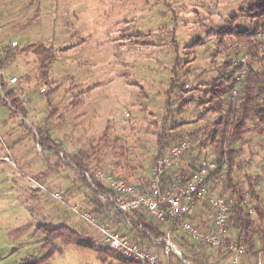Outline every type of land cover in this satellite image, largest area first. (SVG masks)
<instances>
[{
  "label": "rangeland",
  "instance_id": "rangeland-1",
  "mask_svg": "<svg viewBox=\"0 0 264 264\" xmlns=\"http://www.w3.org/2000/svg\"><path fill=\"white\" fill-rule=\"evenodd\" d=\"M30 1L0 0L3 43H18L16 56L6 63L1 75L8 86L12 76L17 78L9 89H19L18 99L24 102L26 113L25 118L12 114L0 95V264L39 261L45 253L40 249L43 236L36 229L43 224L67 227L110 250L99 231L81 217L85 211L92 212L95 196L63 157L84 152L89 158L83 163L92 177L102 170L134 187L142 186L139 190L146 192L158 156L159 136H172L175 131L167 129L180 125L177 136L188 147L172 171L203 161L215 164L210 147L203 149L186 136L216 118L209 115L200 121L201 110L196 106L177 113L182 97L200 98L205 88L200 86L199 93L189 96L175 90L166 97L165 92L174 82L188 91L215 77V66L226 57H213L215 40L207 37L205 30L222 26L242 2L38 0L30 6ZM39 47L51 49L55 55L49 85L37 79L35 50ZM68 47L73 48L60 52ZM176 65L180 67L171 73ZM37 130L47 131L55 144L53 153L40 151ZM250 139V144L241 146L233 178L246 192L244 176L259 177L256 192L264 199V141ZM224 183L222 176L218 177L208 187L209 195L220 196ZM54 193L61 194L63 202L54 200L50 195ZM244 197L252 207L250 196L245 193ZM194 213L195 223L209 225L211 215L205 204L197 206ZM236 234L231 232V241L236 240ZM181 236L174 234L173 244L182 259L196 264H230L224 248L193 246ZM254 244V250L261 252L251 258L243 245L246 254L238 264L264 260L257 238ZM168 263L178 262L171 255ZM47 264L100 263L95 253L67 246Z\"/></svg>",
  "mask_w": 264,
  "mask_h": 264
},
{
  "label": "trees",
  "instance_id": "trees-1",
  "mask_svg": "<svg viewBox=\"0 0 264 264\" xmlns=\"http://www.w3.org/2000/svg\"><path fill=\"white\" fill-rule=\"evenodd\" d=\"M37 2L38 0H31L29 5H36ZM205 32L207 37H213L215 40L213 57L223 55L226 57L220 65L215 66V77L209 82L197 84L188 91L183 84L178 85L174 82L170 84L165 96H169L175 90L189 96L191 93H199L201 91L200 86L205 88L200 98L182 97L177 113L182 114L189 106H196L201 110L198 118L200 121L205 120L209 115L216 118L215 121L205 124L198 130L192 133L189 132L186 138L190 141H198L203 149L210 147L215 156L214 163L216 167L213 171H210L207 186L209 187L213 181L222 176L225 183L220 196H228L233 199L224 241H231V232H236L234 242L242 243L247 248V254L251 258H255L261 252L260 250H254V240L256 238L264 250V199H259L256 192L260 179L259 177L253 178L245 175L244 184L247 185V190L244 192L240 186L242 184L233 178L232 170L235 168V160L242 154L241 146L250 144V141H252L250 138H259L264 141V0H242L237 12L228 17L222 26L208 27ZM8 47L5 56L0 54V72L3 71L6 63L16 56L14 52L17 48L10 49ZM72 48L68 47L60 50V52H67ZM239 50L246 57L244 64L240 63ZM231 52H234L233 59L230 58ZM35 53L38 57V82L49 85V71L55 60V55L51 49L44 47H39L35 50ZM176 67H180V65L174 66L171 73L174 72ZM6 85V82L0 76V92L2 93L3 105L8 107L12 114L25 118L24 102L18 99L19 89L15 87L9 89V86ZM51 91L54 92V90ZM80 95L81 93L78 97ZM180 128V125H173L167 130L175 131V134L170 137L159 136L158 156L154 162L163 157L168 148L173 146H169L168 141L176 143L174 145L183 141L179 140L181 137L177 136L176 133ZM36 132L37 138H35L40 151L53 153L52 146L55 144L47 131L37 130ZM114 144L117 145L118 141H114ZM86 155L84 152H79L76 156L63 157L62 159L68 167L76 169L83 186L87 190H92L95 197L92 200L91 211L99 220H102L108 214L110 207L108 203L98 199L97 195L106 194L109 191L104 185L97 183L92 174L88 173L87 165L83 163L84 160L87 161L89 158ZM243 167L244 165L240 169ZM173 169L174 167L167 171L166 181L181 175L192 176L197 172L198 166L191 163L186 168L177 171H172ZM261 170L264 172V166ZM86 174H88L90 183ZM141 187L137 186L138 189ZM245 193L254 202L252 207L245 203ZM252 215L255 216V219ZM127 218L133 219L132 228L128 230L132 239L137 244L146 245L149 249L154 247L159 252V248L150 241L148 235L154 239L163 237L167 224L157 225L139 214L127 215ZM196 224L203 228L211 227L210 223L207 226ZM122 227H125L123 223ZM139 228L147 234L139 233ZM170 229L173 237L176 234L175 226H170ZM36 233L43 236V244L40 249L45 255L32 264H47L49 258L61 247L67 246H74L95 253L100 264H140L122 258L115 251L108 250L106 247L103 248V246L85 239V237L64 226L55 227L51 224H43L37 227ZM181 238L185 239L183 236ZM172 241H174V238ZM196 245L193 244V246ZM197 249L199 250V248Z\"/></svg>",
  "mask_w": 264,
  "mask_h": 264
},
{
  "label": "built area",
  "instance_id": "built-area-1",
  "mask_svg": "<svg viewBox=\"0 0 264 264\" xmlns=\"http://www.w3.org/2000/svg\"><path fill=\"white\" fill-rule=\"evenodd\" d=\"M7 46L15 49L18 44L16 41L4 44L0 29V54L2 56L7 54ZM244 62H246V57H240V63L244 64ZM1 73L0 76H2ZM16 83V77L8 80L9 86ZM0 95L2 96L1 92ZM187 147L188 143L182 141L169 147L166 154L154 162L146 192L128 184L124 178L114 177L102 170L94 174L95 181L104 185L109 191L106 194H98L97 198L108 203L110 209L102 220L89 211H85L81 217L94 226L104 238L107 247L122 258L140 264H169V258L172 255L177 260V264H196L181 258L177 246L173 244L170 226H175L176 233H180L193 244L210 249L224 248L229 256L230 264H238V260L245 256L246 250L242 243L224 241L233 199L212 196L208 193V176L210 171L215 169V164L200 162L197 172L192 176L181 175L166 181L167 171L172 169ZM86 177L90 183L87 174ZM50 195L54 200L63 202L61 194ZM200 204H205L209 209L211 215V227L209 228L199 227L194 222L196 217L194 212ZM134 214L143 215L157 225L167 224L163 237L154 239L148 235L150 241L159 248V252L154 247L149 249L146 245L137 244L129 235L128 230L132 228L133 219L127 218V215ZM117 216L122 219H117ZM122 223L125 227H122ZM138 232L147 234L141 228ZM255 264H264V260L259 258Z\"/></svg>",
  "mask_w": 264,
  "mask_h": 264
},
{
  "label": "crops",
  "instance_id": "crops-1",
  "mask_svg": "<svg viewBox=\"0 0 264 264\" xmlns=\"http://www.w3.org/2000/svg\"><path fill=\"white\" fill-rule=\"evenodd\" d=\"M12 77H14V76H12Z\"/></svg>",
  "mask_w": 264,
  "mask_h": 264
}]
</instances>
